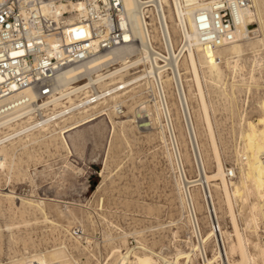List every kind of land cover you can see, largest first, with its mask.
I'll list each match as a JSON object with an SVG mask.
<instances>
[{"label": "bare ground", "instance_id": "bare-ground-1", "mask_svg": "<svg viewBox=\"0 0 264 264\" xmlns=\"http://www.w3.org/2000/svg\"><path fill=\"white\" fill-rule=\"evenodd\" d=\"M158 1L162 26L166 28V68L151 56L147 46V39L153 47L152 40L162 39L159 32H149L148 28L147 36L146 22L139 14L140 0H121L122 25L129 23L137 41L63 68L54 79L56 92L49 97H40L32 87L16 93L18 104L0 117V170H6L7 176L13 172L18 175L20 161L24 156H33L34 144L71 152L66 134L74 130L83 138L79 127L104 113L109 117L123 114L129 94L122 95L132 90L130 96L139 98L138 112L142 109L148 113V124H137L143 120H137L134 111L132 117L125 115L116 122L131 126L136 121L138 128L153 125L158 129L157 137L176 172L179 216L170 222L177 228L186 227L185 247L177 244L169 255L162 248L154 250L152 241L145 239L141 231H123L115 236L106 233V241H114L100 257L94 252L97 244L93 237L81 231L83 225L74 234L69 223L63 229L70 241L68 248L58 243L27 256H10L0 264H264V95L250 98L251 88L264 87V0ZM153 4L157 6L155 0ZM82 8L81 2H68L56 9L71 12L67 19L72 21ZM221 8L229 10L231 21L227 25L220 19ZM124 36L132 38L128 33ZM247 51L251 52L248 57ZM93 87L100 92L97 90L91 99ZM83 88L81 95L74 94ZM146 91L153 94L150 100L145 98ZM213 93L217 99L211 96ZM170 95H174L173 101ZM219 108L229 112L226 115L235 141L227 169L218 143L221 136L215 133L217 121L210 113ZM248 108L256 109V115H251ZM180 125H184L192 145L195 166L203 168L196 180L189 181L183 173L184 161L190 159L179 147L186 144L182 130L178 135L175 132ZM201 136L204 141L200 142ZM208 159L213 161L210 171L206 170ZM5 199L9 207L20 212L27 207L43 210L42 200L21 196L9 188ZM58 212L66 214L64 210ZM223 217L230 229L221 225ZM52 224L53 231L61 228ZM177 233L178 229L173 237ZM129 235L137 241L135 244L128 243Z\"/></svg>", "mask_w": 264, "mask_h": 264}, {"label": "rangeland", "instance_id": "rangeland-1", "mask_svg": "<svg viewBox=\"0 0 264 264\" xmlns=\"http://www.w3.org/2000/svg\"><path fill=\"white\" fill-rule=\"evenodd\" d=\"M250 55V51L245 53L247 57ZM263 80L264 75L261 81ZM251 89L250 98L256 94L264 95V87ZM132 92L131 90L122 95L129 94L124 113L110 115L114 123L109 114L104 113L78 128L83 131V138L78 135V131L68 132L66 136L71 152L56 151L53 147H45L43 143L34 144L33 156H24L23 161H20L18 175L13 172L7 176L6 170H0V263H3L2 258L7 254L8 259L19 254L27 256L28 253L49 249L58 243L68 248L70 241L63 229L69 223L73 227L83 225L81 231L93 237L92 240L97 244L94 252L100 257L105 255L114 241H106V233L115 236L123 231L131 233L139 230L145 239L152 241L154 250L162 248L169 255L175 252L177 244L185 247V240H188L186 227L178 225L177 228V225L170 222L176 221L179 216V200L174 185L176 172L157 137L158 129L150 124L138 128L136 121L131 126H122L116 122L125 115L132 117L135 112L138 115L136 119L143 120L137 124H148L149 116L142 109L138 112L139 98L131 97ZM211 96L217 99L215 93ZM145 98L148 100L150 96L145 95ZM169 98L173 101L174 95ZM248 109L251 115H256V109ZM173 113L175 116L174 110ZM210 113L212 119L217 121L215 133L222 137L219 136L218 143L227 169L232 163L230 152L235 144L229 125V112L219 108ZM179 123H183L181 118ZM183 126L175 128L177 135L181 129L186 138L185 146L179 147L190 159L189 162L184 161L183 173L188 180H196L202 176L203 168L195 166L192 145L189 144ZM203 139L201 136L199 141H204ZM211 161L208 159L206 162L207 171L213 169ZM8 188L21 196L42 200L45 210L42 212L38 208L31 210L27 207L20 212L14 206L9 207L5 199ZM58 210H64L66 214H58ZM52 222L59 224L61 228L53 231ZM220 222L223 227L230 229L226 218H221ZM177 229V236L173 237V232ZM136 242L131 235L128 236L130 245ZM84 260L82 256L81 261Z\"/></svg>", "mask_w": 264, "mask_h": 264}, {"label": "built area", "instance_id": "built-area-1", "mask_svg": "<svg viewBox=\"0 0 264 264\" xmlns=\"http://www.w3.org/2000/svg\"><path fill=\"white\" fill-rule=\"evenodd\" d=\"M140 0L139 14L145 20V32H159L162 42L149 39L151 56L166 68V28L163 27L159 1ZM81 2V13L72 21L71 12L57 11L61 3ZM121 0H0V117L19 102L14 95L28 87L40 97L54 94V79L59 71L78 65L96 54L128 42H136L129 23L122 25ZM220 19L231 21L228 9H220ZM132 35L126 39L124 34ZM178 50V49H177ZM79 81L82 80L79 75ZM157 86V84H155ZM79 89L74 94L82 93ZM100 92L93 87L91 99ZM84 94V93H83ZM144 95L152 98L151 91ZM148 99V100H150ZM79 226L73 227L76 234ZM8 261L7 255L2 262Z\"/></svg>", "mask_w": 264, "mask_h": 264}]
</instances>
